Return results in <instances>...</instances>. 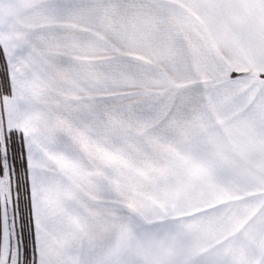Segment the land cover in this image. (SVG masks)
I'll list each match as a JSON object with an SVG mask.
<instances>
[{
  "label": "snow or ice",
  "instance_id": "1",
  "mask_svg": "<svg viewBox=\"0 0 264 264\" xmlns=\"http://www.w3.org/2000/svg\"><path fill=\"white\" fill-rule=\"evenodd\" d=\"M0 264H264V0H0Z\"/></svg>",
  "mask_w": 264,
  "mask_h": 264
}]
</instances>
